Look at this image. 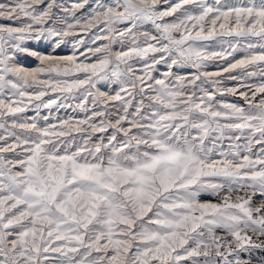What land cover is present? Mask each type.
<instances>
[{
    "label": "snow or ice",
    "instance_id": "snow-or-ice-1",
    "mask_svg": "<svg viewBox=\"0 0 264 264\" xmlns=\"http://www.w3.org/2000/svg\"><path fill=\"white\" fill-rule=\"evenodd\" d=\"M44 2L0 3V18L22 24L0 26V95L9 92L18 98H0V117L13 118L7 132L13 142L0 136L4 142L0 144V264H264V84L250 89L251 97L239 93L249 104L247 111L235 103L218 102L217 93L203 85L219 84L212 78L220 73L200 69L238 49L231 42L228 52L207 51L206 45L198 44L216 37L237 38V44L241 38L257 37L264 49V0L244 5L177 0L165 10H159L160 0H116L112 6L100 4L76 17V10L88 4L83 0L72 9L62 8L72 14L74 23L61 16L59 23L41 27L56 20V0L37 12L35 6ZM22 17L30 22L23 23ZM164 17L174 19L163 22ZM145 22L154 26L156 35L144 32L141 46L136 33ZM118 23L125 24L123 31L113 27ZM77 27L114 33L111 39L107 34L96 36L109 43L87 49L96 63H78L75 52L57 57L25 46L35 41L59 48L66 37L75 36ZM128 37L132 43L128 50H111V44ZM247 47H254L251 40ZM149 52L161 55L152 56L149 63ZM20 54L35 57L40 66L30 70L19 64ZM133 57L144 61L142 75H136L129 63ZM161 62L168 71L155 79L150 73ZM250 65H264V51L230 62L224 71ZM174 67L188 75H176ZM75 72L86 75L71 81L56 78ZM99 81L117 84L119 91L93 93ZM80 89L81 98L91 97L94 106L85 119L62 120L58 129L16 119L25 112V97L28 103L39 101L37 109L63 108L68 105L58 104L59 97L46 103L43 98L49 92ZM227 91L235 94L237 89ZM111 101L120 102L118 111L106 117ZM98 105L101 110H96ZM77 107L86 110L87 104ZM0 128H5L4 122ZM88 129L91 134L77 142L73 132L84 134ZM246 130L248 155L237 150L221 152L220 160L210 159L212 149L205 140L212 133L223 137ZM97 133L109 134L94 141ZM253 144L259 146L256 159ZM211 177L221 182H212ZM209 191L216 196L223 193L221 202H199L201 193Z\"/></svg>",
    "mask_w": 264,
    "mask_h": 264
},
{
    "label": "rangeland",
    "instance_id": "rangeland-1",
    "mask_svg": "<svg viewBox=\"0 0 264 264\" xmlns=\"http://www.w3.org/2000/svg\"><path fill=\"white\" fill-rule=\"evenodd\" d=\"M16 0H0V3H15ZM50 0H45L44 4H38L35 6L37 12L39 10L45 8L46 4L49 3ZM83 0H56L57 7H54L53 13L56 16V20H48L46 21L45 25H42L41 27H48L52 26L53 23H59L60 17L63 16L69 23H74V17L72 14L69 13H63L62 8H68L72 9L74 4L82 3ZM116 0H88V4L85 5L83 9L76 10V17H80L81 15H87L90 13L91 8H96L98 5L103 4L105 6H112L114 5ZM177 0H168V3H165V0H160V3L158 4L159 10H165L169 7L170 3H176ZM209 4L214 3V0H207ZM229 3L235 4V5H244L248 3V0H228ZM89 5L91 7H89ZM179 16V13L176 14ZM174 17H164L163 22H172ZM23 23L30 22L29 17H22ZM0 26H11V27H19L22 26L21 22L19 21H9L3 18H0ZM118 31H123L125 28V24L118 23L113 26ZM144 32H148L152 35H156V30L154 26L149 23L145 22L141 27L138 33L136 35L140 37L139 43L141 46H144V40L142 37V34ZM108 35L109 39L112 38L114 33H107V30L104 32H99L97 30V27H93L87 31L81 30L79 27L76 29L75 36L66 37V43L61 45L59 48H55L54 45L48 43V42H35V41H28L26 42L25 46L32 50H38L42 55H54L57 57H63L72 55L74 52L77 56V62H83V63H96V57L92 56L91 53L87 51L88 48H94L96 46H100L103 44L109 43V40L107 39H96V36H104ZM117 39L118 33H116ZM174 35L179 38V33H174ZM77 40H82V44H77ZM249 40L253 43L254 47L249 49L247 47ZM95 41V43H93ZM229 42L236 45L237 51L233 53L232 56H228L227 59H221L219 57L206 62L205 66L200 69L202 72H218L220 73V76L213 77V80H219V84L214 83H206L203 85L204 88H206L208 91L216 92L217 97L216 100L221 103H235L240 107L245 108L247 111L249 109V104L244 100L242 96L239 95L240 92H248L249 97H251V91L250 89H254L256 86H259L260 84H264V65H250L247 67V69H236L232 70L231 72H225L224 69L228 67L230 62H235L236 60L242 59L246 55L250 54H259L261 51H264V49H261L260 47V41L257 37L252 38H241L239 39V43L237 44V38L233 37H216L213 40L210 41H200L198 44L200 46H207L205 50L207 51H224L228 52L231 51V48L229 47ZM132 46L131 43V37L126 38L123 43H113L110 45L111 50L113 52H118L121 50H128L129 47ZM80 53H84L86 56H88V59L85 60V55H80ZM97 55H102L97 54ZM160 53H148V62L151 63V57L156 56L159 57ZM19 64L27 66L30 70L34 69L36 67L40 66V61L37 60L35 57H25L24 54H20L18 61ZM60 62V61H56ZM45 64L53 63V61L45 60ZM64 65H67V61L62 62ZM129 63L133 64L134 70L136 75H142V69L144 65V61L141 60L139 57H133L132 60L129 61ZM123 67V65H122ZM168 71L167 65L163 62L157 64L154 66L153 70L151 71V76H153L155 79H162L163 74ZM173 71L176 75H188V72L184 71H176L175 67L173 68ZM192 73L196 72V69H190ZM250 73V75L248 74ZM86 74L81 72H75L72 76L68 77H56L58 79H64L71 81L75 79L76 77L83 78ZM55 76V74H53ZM231 77H236V79H232ZM42 78H47L46 76H42ZM95 79V78H94ZM150 83H154V81H149ZM172 84H175L174 77L172 78ZM191 86H189L190 88ZM234 88L237 89V92L233 94L232 92L227 91V89ZM102 92H109L111 94H115L116 91H119V85L109 83L108 81H99L97 83V88L92 89V92L95 93L97 91ZM33 91L32 89H29V92ZM83 89L80 90H73L72 93L69 94H61L59 92L53 93L49 92L47 96L43 98L44 102L46 103L50 98L56 99L59 97L57 103H65L68 105L67 107H57L56 105H53L51 108H45L40 107L39 109L36 108V105L40 103L39 101L33 100L31 103H28L27 98H24V105L25 106V112L18 114L17 120L18 122H28L31 123L33 120L37 123L39 127H47L49 125H56L57 129L59 128L60 121L72 118L74 121L76 120H82L85 119L87 116L91 115V111L93 109V105L91 103V97H88L87 101L83 100L82 97ZM202 95V93L197 92V96ZM65 96H67V100H65ZM0 98H3L5 100L9 99H18L11 96V93L5 92L2 95H0ZM261 99V95L257 94L255 102L258 103ZM147 103V101H145ZM86 103L87 109L81 110L79 107H77L78 104ZM118 101H111L110 105L106 112V117L110 114L115 116L118 111L119 106ZM135 103V102H134ZM113 105H116L117 107H113ZM103 106L98 105L96 106V110H101ZM129 111H132V108L129 109ZM44 117H48L47 120L44 119ZM105 117V118H106ZM100 118H97V122H99ZM12 117H0V122L5 123V128H0V136H5L8 140V143H12L13 140L11 137H8L7 132L12 130ZM226 121L222 120L221 123H225ZM86 127V126H85ZM19 133V129L15 130ZM111 132V129L109 130V133ZM109 133L105 134H94L93 140L95 141L97 136L100 135H108ZM91 134V130L88 129L87 133H76L73 132V136L76 137L77 142H80L82 135ZM193 135L196 133L193 132ZM34 136L35 133H32ZM258 135V134H257ZM240 136V139H232L231 137ZM249 133L247 130L243 135H241L239 132H229L226 133L223 137L218 136L216 133H212L206 140L205 145L212 149V151L209 153L210 159L214 160H220L222 159V156L220 155L221 152H235L237 150L240 151L241 155H248L249 153L246 150L245 145L247 144ZM3 141H0V144H3ZM252 158L256 159L258 156V150L259 146L253 144L252 145ZM19 151V150H18ZM8 158H13L12 153H5ZM212 180V182H221L220 178L211 177L208 178ZM243 194V193H239ZM223 193H221L220 196H216L211 194V192H203L201 193L200 197L197 199L201 203H220L222 199ZM236 193L233 194V199H235ZM218 235L221 234L220 232L217 233ZM93 255H96L93 253ZM257 259H259V255L257 256Z\"/></svg>",
    "mask_w": 264,
    "mask_h": 264
}]
</instances>
